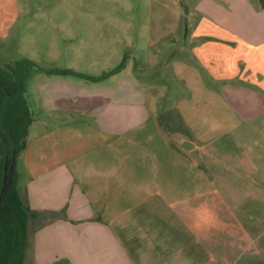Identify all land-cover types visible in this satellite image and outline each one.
Segmentation results:
<instances>
[{
  "label": "crops",
  "instance_id": "1",
  "mask_svg": "<svg viewBox=\"0 0 264 264\" xmlns=\"http://www.w3.org/2000/svg\"><path fill=\"white\" fill-rule=\"evenodd\" d=\"M212 1L195 7L206 17L190 25L192 61L206 83L198 91L206 99L161 106L155 116L132 84L120 88L130 93L124 102L114 100L112 87H97V94L65 79L48 85L47 107L90 114L93 123L56 121L62 128L43 133L44 142L56 130L67 138L41 153L35 140L31 163L17 162L21 197L38 213L29 218L37 221L32 264H135L133 253L146 248L130 240L140 232L128 224L135 211L149 216L142 209L148 205L172 210L177 222L164 231L174 257L156 250L161 264H264V150L260 143L251 150L242 142L255 110L264 114V36L241 34L238 16L248 9L262 15L264 8L248 0ZM159 9L153 45L182 18L177 8ZM162 10L170 12L171 23ZM239 82L255 91L254 99L238 100L244 91L235 86ZM226 90L233 91L232 100L225 99ZM248 108L255 116H246Z\"/></svg>",
  "mask_w": 264,
  "mask_h": 264
},
{
  "label": "rangeland",
  "instance_id": "2",
  "mask_svg": "<svg viewBox=\"0 0 264 264\" xmlns=\"http://www.w3.org/2000/svg\"><path fill=\"white\" fill-rule=\"evenodd\" d=\"M232 1L237 5L244 2V0ZM248 1L261 5L260 0ZM208 3L215 2L212 0H0V64L27 57L40 67H67L100 75L125 62L121 71L99 83L34 70L28 79L26 95L37 121L31 126L30 132L31 130L32 132L29 133L26 148L18 158L19 163L25 162L29 165L35 158L33 155L35 140L40 141L38 149L41 153L40 150H47L49 144L58 145L62 137L67 138L66 132L56 130L51 133L50 140L48 138L47 142H44L43 133L62 128L55 123L56 121L62 119L78 123L81 120L85 123H93L90 114L46 106L49 101L46 89L53 81L65 79L71 84L83 85L88 93H94L97 87L102 86L116 88L117 93L110 95L118 102H124L126 96L130 94L124 88L122 90L120 88L132 84L141 92L139 100L146 101V105L155 116L158 111L160 112L161 106L169 108L179 103L189 105L199 98L206 99L207 94L198 91V88L206 83L202 71L192 61L190 25L206 17L195 7L200 9ZM163 6H166L170 12L177 8L182 18L175 31L153 45L151 36L162 20L159 8ZM170 12L166 13L162 10L164 20L169 19L171 23L173 19ZM238 16L244 32L241 34L255 39L264 36V12L259 15L248 9L246 12L240 11ZM199 81L201 84H198ZM235 86L244 89V91L239 90L240 102L254 99L253 97L256 96L253 89L248 91V88L241 86L240 82ZM227 90L224 92V97L232 100L234 93ZM69 104L71 103H66L68 106ZM245 111L247 117L255 116L254 110L252 112L248 108ZM255 111L258 113L255 116L257 118H254L256 120L247 121L244 125L246 136H243L242 142L251 150L255 143H260L263 145L261 149L264 150V141H260L264 138V114L259 113L260 109ZM42 120H46L51 125L39 124ZM183 124L180 126L190 129ZM194 127L195 130L198 128V126ZM207 127L209 128V125ZM239 134L244 133L240 130ZM39 153L37 156L45 159L46 154L41 156ZM262 159L264 161V157ZM213 196L219 199L217 190ZM149 206L142 208L149 216L145 215L144 210L131 212L133 213L130 217L131 223L128 224L129 230L134 228L140 232L130 240L138 245H142L143 242V247L146 248V253H133L135 264H161L162 259L159 257L162 253L159 251L157 253L156 250L170 251L166 254L167 258L174 257V250L167 249L169 245L165 239L169 241V236L166 237L164 232L177 223L171 220L174 216L172 210L162 208L160 205L150 206L149 209ZM219 206L222 207L221 204ZM163 219L167 220L164 225L161 224ZM29 221L28 247L24 255V264H32L31 234L37 227L35 219ZM163 237L164 240H161ZM149 246L154 248L149 249Z\"/></svg>",
  "mask_w": 264,
  "mask_h": 264
},
{
  "label": "trees",
  "instance_id": "3",
  "mask_svg": "<svg viewBox=\"0 0 264 264\" xmlns=\"http://www.w3.org/2000/svg\"><path fill=\"white\" fill-rule=\"evenodd\" d=\"M261 7L264 8V0ZM125 66L117 67L100 75H92L67 67H40L34 60L24 57L0 64V191L5 174L13 158H18L26 148L31 126L36 120L35 112L27 98L28 79L34 70L63 77H78L91 83H99L118 73ZM168 129V128H167ZM188 132V128L181 126ZM14 173L11 189L0 204V264H24L28 247V221L37 216L23 201L18 187V172ZM62 214L65 215L63 210ZM57 218L61 214H55Z\"/></svg>",
  "mask_w": 264,
  "mask_h": 264
},
{
  "label": "water",
  "instance_id": "4",
  "mask_svg": "<svg viewBox=\"0 0 264 264\" xmlns=\"http://www.w3.org/2000/svg\"><path fill=\"white\" fill-rule=\"evenodd\" d=\"M16 162H17L16 158H13L10 166L8 162H6L5 164V174L3 178L2 188L0 191V204L4 201L6 195L8 194L9 190L12 187L13 180H14V173L16 169Z\"/></svg>",
  "mask_w": 264,
  "mask_h": 264
}]
</instances>
